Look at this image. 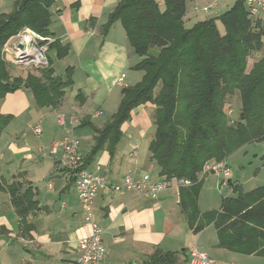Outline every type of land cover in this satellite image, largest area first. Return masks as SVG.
<instances>
[{
    "label": "trees",
    "instance_id": "16d2710c",
    "mask_svg": "<svg viewBox=\"0 0 264 264\" xmlns=\"http://www.w3.org/2000/svg\"><path fill=\"white\" fill-rule=\"evenodd\" d=\"M188 1L163 0L161 9L157 0H119L110 12L102 34L118 21L140 57L133 68L143 74L136 84L122 87L117 110L96 129L81 167L87 168L103 148L112 157L122 135L121 126L131 119V111L141 104H154L150 159L159 167L160 180L190 181V185L178 188L189 229L196 234L212 223L219 247L256 254L264 262V184L245 191L229 180L233 195L221 199L219 210L200 214L198 209L203 166L208 161L226 160L248 142L264 141V20L249 14L245 0H236L219 17L187 27L183 16ZM52 3L15 0L9 13L0 14V98L27 88L38 106L55 107L73 84L72 67L57 75L48 57L45 67L36 73L27 71L24 76L12 74L3 60L5 42L24 27L43 36L47 51H55L57 58L67 55L68 45L51 40L48 26ZM260 51V58L247 71V57ZM236 91L241 115L229 125L223 106L227 96ZM10 119V115L0 113V134ZM23 175L14 174L6 189L20 226L29 230L32 226L27 217L40 209L36 198L39 191ZM70 181L74 182L72 175ZM143 264H188V253L186 249L156 248Z\"/></svg>",
    "mask_w": 264,
    "mask_h": 264
},
{
    "label": "crops",
    "instance_id": "0c3cea01",
    "mask_svg": "<svg viewBox=\"0 0 264 264\" xmlns=\"http://www.w3.org/2000/svg\"><path fill=\"white\" fill-rule=\"evenodd\" d=\"M118 2L53 0L48 26L53 38H49L68 45L67 55L56 58L65 61L66 67H72L73 84L65 89L55 107L38 106L27 88L0 98V113L11 116L0 135V264H78L76 245L90 232V227L83 222V209L70 181L71 174L59 164L55 157L57 151L54 152L51 145L64 136H73L79 143L87 144V153L94 143L96 129L105 124L96 119L104 115L105 110H111L112 115L118 108L121 92L117 87L122 88L118 84L120 76L125 75V86L134 85L142 78L140 70L130 74L129 69L140 57L121 24L112 23L106 34H102V27ZM157 2L163 8V0ZM14 3L15 0H0V14L9 13ZM50 60L53 67V59ZM98 111L101 113L96 115ZM154 113L155 105L150 102L132 110L130 121L121 126L122 135L113 156L103 148L86 169L103 175L110 183H120L126 174L137 176L139 172H147L154 181L160 180L159 175L150 170L155 162L150 159L148 143L143 144L153 128ZM73 116L78 117L75 123L71 120ZM39 121L42 133L34 138L29 132L34 134L31 129ZM31 145H38V148L30 149ZM39 149L44 155L32 160L31 150ZM27 161L39 167L40 185L36 198L40 209L27 217L32 227L23 230L6 184L19 172H24L23 176L29 179ZM30 179L36 186L33 178ZM199 197L200 193L198 200ZM219 208L202 210L198 204L200 214ZM93 218L102 228L101 237L106 248L104 264H143L156 248L188 250L203 239L210 227L216 239L211 234L207 239L215 255L204 252L213 264H264L262 257L256 254L219 247L212 223L194 234L181 211L175 184L154 197L136 190L115 191L105 187L94 199ZM188 239L192 241L187 243ZM224 250L229 253L222 254Z\"/></svg>",
    "mask_w": 264,
    "mask_h": 264
},
{
    "label": "built area",
    "instance_id": "2783aa9c",
    "mask_svg": "<svg viewBox=\"0 0 264 264\" xmlns=\"http://www.w3.org/2000/svg\"><path fill=\"white\" fill-rule=\"evenodd\" d=\"M245 6L249 14L253 17H258L264 20V0H245ZM215 6V3H210L204 7L203 11L208 12ZM30 32L28 38L14 41L10 44L4 45L3 51H7L9 47L12 51L11 62L14 65H21L23 67L31 68L32 66L45 67L47 65V43L39 46L35 41L40 39V35L30 30L29 28H22L18 33ZM18 35V36H19ZM36 39V40H35ZM45 39V38H44ZM50 42V40L48 41ZM22 44V48L18 44ZM4 54V52H3ZM8 55V54H7ZM6 56V55H5ZM7 57V56H6ZM16 63V64H15ZM125 75L122 74L118 79V84L124 85ZM101 112H96L99 115ZM78 121V117L72 120L73 123ZM35 135L42 133L41 121L32 127ZM52 150H60V158L58 162L61 166L69 171L74 178V188L76 196L81 203L83 209V222L90 227V232L81 237L76 245L77 262L78 264H104L106 256V248L102 241V228L93 218V202L99 191L105 187H110L115 191L136 190L146 196L154 197L160 191L173 186L179 188L180 186L190 185V181L186 179H177L173 181L166 180H152L147 172H139L137 176L133 174H126L120 183H110L106 178L95 172H91L86 168L81 167L82 154L78 152V141L75 137L66 136L60 141L52 144ZM132 154H135L133 152ZM215 174L219 176V186L225 184L231 177V170L226 160L208 161L202 169V175ZM188 264H213L209 255L198 249L195 246L189 247Z\"/></svg>",
    "mask_w": 264,
    "mask_h": 264
},
{
    "label": "rangeland",
    "instance_id": "374dc122",
    "mask_svg": "<svg viewBox=\"0 0 264 264\" xmlns=\"http://www.w3.org/2000/svg\"><path fill=\"white\" fill-rule=\"evenodd\" d=\"M158 1H161V0H158ZM235 1L236 0H191V1H188L186 3V9H189V12H187V14L183 16L184 24H186L187 27H191L198 21L219 17L222 13H224L227 9H229L235 3ZM210 3H215V6L208 12L203 11L204 7L208 6ZM218 28L221 33L224 32V29L220 22H218ZM18 35L19 33L9 37L7 41L5 42V44L6 43L10 44L14 41L20 40L21 38L17 39ZM27 35L28 34H24L23 36H27ZM44 41H45L44 37L40 35V39H37L35 42L39 44V46H41L44 44L43 43ZM263 41H264V36H263ZM11 48L12 47H9V49L5 52L3 51L4 49V46H3L2 56H3L4 62H6V64L9 65V69L11 70L12 74L14 71H17L19 73L14 74V75L24 76L26 75L27 71L36 73L37 70L43 68L41 66H32L31 68H28V67H23L21 65H17L16 63H15L16 65H14V63L10 61L11 56H12ZM261 54H262V51L253 52L247 57V60H246V64H247L246 70L247 71L250 69V66L260 58ZM46 56L48 58L53 59V68L55 70V74L63 75L64 69L66 67L65 61L58 60L53 50L47 51ZM129 70L131 74L136 69L131 67ZM121 86L125 87V84ZM117 88L119 89V92H121L122 88L120 87H117ZM155 89L157 91L159 89V86H157V88ZM109 111L111 110H108V109L105 110L104 112L105 114L101 115L100 117L96 119L98 123H103V122L105 123L111 118L112 112H109ZM223 112L226 115L227 123L229 125H234L236 121L238 120L239 116L241 115V103H240V97L237 91L233 93L232 95L227 96L224 106H223ZM38 117H39V112H38ZM74 118H76V116H73L71 120H73ZM152 126L153 128L148 132L143 144L148 143L149 145L151 140L153 139L154 133H155V127L153 124ZM45 127H47V125H44V129H46ZM134 131H137V130H134ZM29 135L33 136L34 138H39L35 134L30 133V132H29ZM65 137L66 136L62 137L61 139ZM61 139L57 141H60ZM75 139L78 141V152L82 154L86 153V151L88 150L87 144L79 143V139L76 137ZM51 144L52 142H49V145ZM89 145H91V143ZM144 146L146 147L147 145H144ZM37 148H38V145L37 146L31 145L30 147V149H37ZM25 151H27V149ZM31 153L32 155H34V158L32 160H36L37 158H39V156L44 155L45 152H43L42 149L41 150L39 149L37 151L31 150ZM55 157H57V159L60 158V150L57 151V153L55 154ZM226 161L232 172L231 177L229 179L233 181L235 184L240 185L243 188V190H246V191L251 190L259 185L264 184V141H251V142H248L242 145L241 147L236 149L234 152H232L227 157ZM26 163H27L26 168L28 170V178H29L28 180H31L30 178H33V183H35L36 186L39 187L40 183H39L38 165H33L34 163L31 164L30 161H27ZM150 170L153 171L152 173L155 175H158L159 173V167L156 163L153 164V168ZM236 175H239V176H236ZM219 182H220L219 176H216L215 174H207L205 178L203 179L200 197L198 200V204L202 210L214 209V208L218 209L221 203V199L223 197L228 196V195H233L232 187L228 184V181L225 184H222L221 186H219ZM92 210H93V206H92ZM208 234H211L212 237L214 236L216 239V236L213 233V228L210 227L205 232L203 239L198 244H195L196 245L195 247H197L200 250L206 251L211 255L213 254L214 256L215 251L213 248L209 246V241L207 237L210 238V236ZM191 241L192 240L188 239L187 243ZM227 253L229 252L226 250L222 252V254H227Z\"/></svg>",
    "mask_w": 264,
    "mask_h": 264
},
{
    "label": "bare ground",
    "instance_id": "6f19581e",
    "mask_svg": "<svg viewBox=\"0 0 264 264\" xmlns=\"http://www.w3.org/2000/svg\"><path fill=\"white\" fill-rule=\"evenodd\" d=\"M24 34H28V35L27 36H23ZM29 34H30L29 31L26 32V33H20V35L17 37V39H19V38H21L20 40L26 39V38H28ZM20 40H18V41H20Z\"/></svg>",
    "mask_w": 264,
    "mask_h": 264
},
{
    "label": "water",
    "instance_id": "95a60500",
    "mask_svg": "<svg viewBox=\"0 0 264 264\" xmlns=\"http://www.w3.org/2000/svg\"><path fill=\"white\" fill-rule=\"evenodd\" d=\"M18 46H19L20 48H22V47H23L21 43H20V44H18ZM236 176H239V175H236ZM228 181H229V180H228Z\"/></svg>",
    "mask_w": 264,
    "mask_h": 264
}]
</instances>
